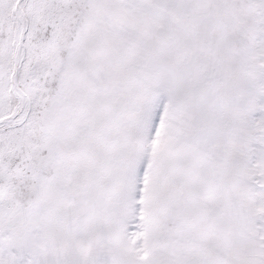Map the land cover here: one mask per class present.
Returning <instances> with one entry per match:
<instances>
[{
    "label": "snow or ice",
    "instance_id": "obj_1",
    "mask_svg": "<svg viewBox=\"0 0 264 264\" xmlns=\"http://www.w3.org/2000/svg\"><path fill=\"white\" fill-rule=\"evenodd\" d=\"M0 264H264V0H0Z\"/></svg>",
    "mask_w": 264,
    "mask_h": 264
}]
</instances>
